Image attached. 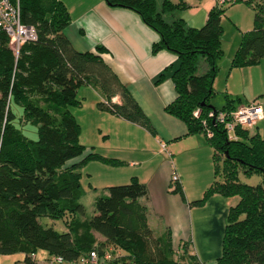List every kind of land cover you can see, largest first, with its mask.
<instances>
[{"label":"trees","instance_id":"obj_1","mask_svg":"<svg viewBox=\"0 0 264 264\" xmlns=\"http://www.w3.org/2000/svg\"><path fill=\"white\" fill-rule=\"evenodd\" d=\"M18 1L21 21L35 27L37 39L23 43L16 56L8 38L0 37V254L24 252L25 264H34L32 255L38 249L69 262L96 250L100 256L112 254L101 264H201L185 246L183 255L175 254L169 230L154 234L146 205L139 200L146 195V187L136 178L110 185L106 194L95 199L91 216L85 220L77 217L85 215L79 201L84 193L81 165L89 160L117 164L94 152L79 163L66 165L85 150L79 142V124L69 108L80 104L78 88L85 83L97 86L107 97L100 106L155 132L99 55L104 47L97 46L98 53H93L79 52L72 46L64 33L70 16L61 0ZM104 1L134 11L159 35L153 52L166 49L177 56L178 65L171 75L177 96L165 111L185 122L190 133L204 134V121L213 131L211 138L205 137L213 148L214 179L201 198L189 203L200 205L214 193L239 197L229 208L217 263L264 264V138L244 128L236 131L238 139L228 140L222 126L208 116L211 110L236 108L228 96L220 109L211 107L213 82L224 54L221 18L229 0L213 6L199 28L189 26L180 16L188 7L184 0ZM245 3L251 5L250 0ZM253 9V27L241 34L232 68L258 64L264 58L262 2ZM163 77L159 74L155 82ZM114 95L121 97L120 103L112 101ZM12 105L22 108L20 119L38 125L37 140L23 136L15 125L17 115ZM196 109L198 116L194 115ZM239 167L247 176L262 175L263 181L256 185L240 182ZM172 192L185 198L178 183ZM42 217L63 220L67 230L59 232L42 224ZM94 233L105 241L98 242ZM106 244L126 255L113 259Z\"/></svg>","mask_w":264,"mask_h":264},{"label":"crops","instance_id":"obj_2","mask_svg":"<svg viewBox=\"0 0 264 264\" xmlns=\"http://www.w3.org/2000/svg\"><path fill=\"white\" fill-rule=\"evenodd\" d=\"M61 1L66 4L70 16L64 33L72 46L79 52L93 53H98L97 46L104 47L105 50L99 55L140 106L155 132L152 134L139 124L100 106L107 100L106 95L97 86L85 83L77 90L80 101L78 116L84 119L83 127L99 137L94 144L89 145L92 149L87 146L83 154L70 159L66 165L79 163L94 152L105 159L116 160L117 164L89 160L83 165L86 169L89 164H93L94 169L99 170V173L90 171L87 176L101 180L106 192L110 185L128 183L136 178L146 187V195L139 200L146 205L148 224L154 234L158 236L169 230L171 245L177 256L183 255L185 246L187 253L195 256L201 264H218L228 211L239 197L214 193L200 205L189 203L201 198L214 179L213 148L203 133H190L185 122L165 111V106L177 96L171 79L178 65L177 56L166 49L153 52V44L159 40V35L130 9L109 6L104 0ZM184 1L188 7L180 12V16L190 26L201 27L207 19L210 6L199 10L204 0ZM260 1L264 9V1ZM194 5L195 8L191 9ZM243 16L233 18L239 32L234 31L231 48L225 50L226 54L219 60L213 82L214 93L225 91L230 98L245 91L244 67H231L242 33L240 30L248 31L251 25L250 22L248 24V13ZM256 66L264 71V58ZM226 72L228 76L223 88H220L216 80L220 73ZM161 73L164 74L163 79L155 82ZM237 77L241 90H238ZM112 98L116 103L121 102L119 95ZM261 106L264 114V107ZM254 127L250 133H258L264 138V117ZM161 142L166 144L165 149L161 148ZM173 170L178 175L184 199L179 193L172 192ZM93 181L96 188L99 184ZM83 191L80 203L85 195ZM77 217L81 220L88 218L86 211L85 215ZM66 230L64 224L63 231ZM94 234L98 242L105 241L100 234ZM105 246L113 252V259L126 255L123 250L110 244ZM24 258V252L0 254V264H25ZM32 259L34 264H59L52 261L53 255L48 253L46 257L39 254V249ZM60 264L79 263L64 261Z\"/></svg>","mask_w":264,"mask_h":264},{"label":"rangeland","instance_id":"obj_3","mask_svg":"<svg viewBox=\"0 0 264 264\" xmlns=\"http://www.w3.org/2000/svg\"><path fill=\"white\" fill-rule=\"evenodd\" d=\"M245 1H248V0H239L238 2H234L233 0H229L224 5V14L222 15V18H221V26H222L221 41H222V49L224 51L223 55L226 54L225 50H228L229 48H231L230 44L233 41V37L235 34L234 31L239 32L237 30V27H238L237 24L233 22L234 21L233 18L238 19L240 17H244L243 15L247 12L248 17H249L248 24H249V22L251 24V25H249V27H250L249 30L253 27V16H254L253 6L255 4H258L259 0H250L251 5L245 3ZM190 2H194V0L190 1ZM202 3L203 4L200 6L199 10L208 5V7L210 6L208 9V11H209L213 6L216 5V0H204ZM235 3H237L238 5H235ZM65 6H66V4H65ZM193 8H195V5L191 9H193ZM191 9H189V11H191V12L194 11ZM245 30L246 29H242V30H240V32L243 33ZM240 38H241V35H240ZM239 42H240V39H239ZM239 42H238V44H239ZM218 65H219V62H218ZM256 65H258V64H250V65L244 66L242 71L244 73L245 91L243 93L240 92L239 96L234 95V97H232L233 98L232 102H233V105L235 107H238L241 103L244 105V104H248L252 101H257L260 104H262L264 107V71L262 70V68H259V66H256ZM237 73L240 75V72L237 71ZM227 76H228V72H226V74L220 73L217 80H216V85L220 86V88H223V86L225 84V78H227ZM237 82H238V85H237L238 90H241V83H239V77H237ZM237 86H236V88H237ZM214 94L215 95L211 99V102H212L213 106H215L218 109H220L226 103V96H228V98L231 97L225 91H218V92H215ZM238 98H240L241 101ZM12 106H13V109H14L16 115H17V118L15 119V125L20 128L23 136L27 137L29 140H37L38 139V125L36 123L30 121V120L25 121L24 119H20V117L22 116V112H23L22 108L20 107V105H12ZM69 108H70L71 113L75 117L77 123L79 124V128H80L79 142L82 145H84L85 148L87 149V146H89L90 144H94V142L96 140H98L99 136L93 132L89 133L88 128L83 127L84 126L83 125L84 119H82L80 116H78L77 106H71ZM254 128H255L254 126L250 127L249 131L253 132ZM90 146H89V148L92 149ZM91 151H93V150H91ZM218 164H219V167L221 168L222 167V159L221 158L218 160ZM109 169H111V168H109ZM122 169H124V168H122ZM241 169L242 168L239 167L238 177H239L240 182L246 183L249 185H256V184H260L263 181L262 175L252 174L250 176H247L243 173V171ZM90 171L99 173V170L94 169L93 164H89L88 168H86V169L84 168V165L82 164L80 169H79V172L81 173V179H80L81 186L85 190V195L81 201L85 206V211H86L87 217L91 216L94 213V210H95L94 202H95L96 196H100V195H103L104 193H107L105 187H103L105 185L102 183L101 180L98 181L96 178H93V179L99 185H97V187L94 188L93 179H90L87 176V174ZM95 177H97V175H95ZM90 183H92V184H90ZM118 184H125V183H118ZM40 222L42 224L47 225V226H52L55 230H57L59 232H63V230H64L63 220H61V219L52 220V219L47 218V217H42L40 219ZM39 254H42L46 257L48 256V253L42 249H39Z\"/></svg>","mask_w":264,"mask_h":264},{"label":"built area","instance_id":"obj_4","mask_svg":"<svg viewBox=\"0 0 264 264\" xmlns=\"http://www.w3.org/2000/svg\"><path fill=\"white\" fill-rule=\"evenodd\" d=\"M228 0H216L217 5H223ZM6 36L9 41L10 48L17 56L23 43L34 41L37 39V31L33 25L23 23L20 17L19 1L0 0V37ZM115 102V99L112 98ZM199 109L194 111V115L198 116ZM209 118L215 125L219 124L225 130L228 140L238 139L236 131L238 129L253 127L257 121L264 117L263 108L257 101H252L248 104L240 105L234 109L225 111L211 110L208 113ZM204 135L207 138L213 136V131L207 126L205 121ZM166 144L161 142V148L165 149ZM179 178L173 170L171 182L179 183ZM112 258L110 252H106L100 256L96 250H92L86 255H81L76 263L79 264H101L103 260ZM53 262L63 263L65 259L62 256H53Z\"/></svg>","mask_w":264,"mask_h":264},{"label":"water","instance_id":"obj_5","mask_svg":"<svg viewBox=\"0 0 264 264\" xmlns=\"http://www.w3.org/2000/svg\"><path fill=\"white\" fill-rule=\"evenodd\" d=\"M211 107H212V108H214V106H213V105H211Z\"/></svg>","mask_w":264,"mask_h":264}]
</instances>
